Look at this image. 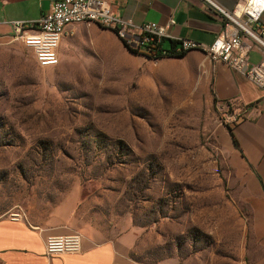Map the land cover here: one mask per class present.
<instances>
[{
	"label": "rangeland",
	"instance_id": "374dc122",
	"mask_svg": "<svg viewBox=\"0 0 264 264\" xmlns=\"http://www.w3.org/2000/svg\"><path fill=\"white\" fill-rule=\"evenodd\" d=\"M59 56L41 67L0 40V217L41 229L62 210L74 233L134 232L123 264H258L205 55L154 62L83 23Z\"/></svg>",
	"mask_w": 264,
	"mask_h": 264
},
{
	"label": "crops",
	"instance_id": "0c3cea01",
	"mask_svg": "<svg viewBox=\"0 0 264 264\" xmlns=\"http://www.w3.org/2000/svg\"><path fill=\"white\" fill-rule=\"evenodd\" d=\"M106 1L119 15L136 23L166 24L174 17L176 23L168 30L172 37L164 41L165 47H171L181 38L211 45L224 27V20L218 10L207 0ZM212 1L223 9L232 10L238 3H244L246 0ZM49 8L50 0H0V40L15 37L14 21L37 20ZM260 52V48L256 47L249 54V59L253 62L259 61ZM203 55L206 62L208 60L212 64L216 103L229 102L233 110L241 111L240 119L230 125L231 130L226 127L225 138L231 143L241 163L248 201L253 210L254 227L261 248L262 258L258 264H264V90L224 62L211 61L201 51L191 50L179 58V61L189 62ZM173 60L162 58L159 61ZM253 104H257V110L251 108ZM65 219V213L62 210L61 213L57 211L47 225L38 229L25 220L0 217V263L118 264L126 259L135 243L134 232L116 236L94 227L83 229L81 252L48 255L45 245L48 236L70 235L77 231L76 225L70 222L69 218Z\"/></svg>",
	"mask_w": 264,
	"mask_h": 264
},
{
	"label": "built area",
	"instance_id": "2783aa9c",
	"mask_svg": "<svg viewBox=\"0 0 264 264\" xmlns=\"http://www.w3.org/2000/svg\"><path fill=\"white\" fill-rule=\"evenodd\" d=\"M207 1L224 20L222 32L211 45L181 38L175 47H165L164 41L172 37L168 30L176 23L174 17L166 24L136 23L119 15L106 0H50L49 10L39 19L13 22L14 38L23 40L32 49L39 66L52 67L59 63L61 41L71 34L73 26L97 24L112 31L127 50L154 62L198 50L214 62H224L264 90V0H246L232 10L223 9L212 0ZM256 47L261 50V58L253 62L249 54ZM231 105L229 102L217 103L227 125L241 117V111L233 110ZM251 108L257 110V104ZM45 245L48 255L79 253L82 251V235H51L46 238Z\"/></svg>",
	"mask_w": 264,
	"mask_h": 264
},
{
	"label": "trees",
	"instance_id": "16d2710c",
	"mask_svg": "<svg viewBox=\"0 0 264 264\" xmlns=\"http://www.w3.org/2000/svg\"><path fill=\"white\" fill-rule=\"evenodd\" d=\"M177 44H178V42H175V43L172 44L171 47L173 48V47H175ZM186 54H187V53L181 54V55L177 56V58H182V57H184ZM227 127L231 130V126H230V125H227Z\"/></svg>",
	"mask_w": 264,
	"mask_h": 264
},
{
	"label": "water",
	"instance_id": "95a60500",
	"mask_svg": "<svg viewBox=\"0 0 264 264\" xmlns=\"http://www.w3.org/2000/svg\"><path fill=\"white\" fill-rule=\"evenodd\" d=\"M177 58V57H176Z\"/></svg>",
	"mask_w": 264,
	"mask_h": 264
}]
</instances>
